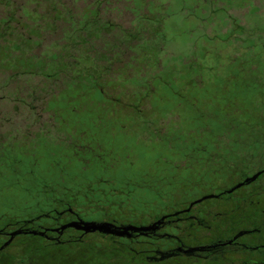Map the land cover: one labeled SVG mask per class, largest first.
I'll return each mask as SVG.
<instances>
[{"label":"rangeland","instance_id":"obj_1","mask_svg":"<svg viewBox=\"0 0 264 264\" xmlns=\"http://www.w3.org/2000/svg\"><path fill=\"white\" fill-rule=\"evenodd\" d=\"M96 23L110 30L99 32ZM237 58L243 60L233 62ZM91 60L96 61L94 67L112 66L105 91L114 97L140 91L144 77L173 67L184 76L223 78L228 90L233 88L239 99L248 95L252 108L264 114V0H0V230L38 217L43 209L60 210L50 201L35 206L47 191L61 195L60 183L83 200L82 206L56 222L38 219L33 231L52 230L73 219L143 227L232 188L264 164L260 153L257 159L199 179L194 168L186 167L193 162L181 157L184 145L174 140L179 120L175 113L158 121L131 122L117 111L116 122L96 124L88 107L72 113L74 102L66 98L52 111L48 103L65 90L73 74L90 67ZM252 60L261 70L254 74L263 83L257 95L243 85ZM35 68L43 75L25 74ZM249 82L256 86L251 77ZM142 108H149L148 102ZM95 124L109 125L114 140ZM83 188L101 191L103 199H83L82 192L76 193ZM251 189L240 188L233 196ZM171 191L176 194L169 195ZM229 200L223 196L194 206L206 229L178 224L164 233L188 246L203 244L219 237L227 224L264 211V194L253 199L256 211L247 207L243 213L227 215L233 210ZM64 231L60 246L41 237H16L0 252V264H211L182 257L148 260L154 256L150 251L172 248L175 240L89 234L69 243L76 231ZM239 260L218 264H240Z\"/></svg>","mask_w":264,"mask_h":264},{"label":"trees","instance_id":"obj_2","mask_svg":"<svg viewBox=\"0 0 264 264\" xmlns=\"http://www.w3.org/2000/svg\"><path fill=\"white\" fill-rule=\"evenodd\" d=\"M94 27L99 32L110 30L109 26H102L98 23ZM86 33L91 35L93 30H87ZM227 39L228 37L225 40ZM7 49L5 48L6 51ZM241 60L243 59L237 58L233 62L237 63ZM91 62L93 64L90 67L83 68L73 74L67 82L65 90H62L48 103L52 111L60 99L66 98L71 100V103L74 102L72 113L76 114L78 107H88L92 114L91 122L96 124L116 122L119 120L116 117L117 111L120 112L117 115L122 113L120 116L126 115L125 119L131 122L136 119L158 121V119H165L175 113L179 120L176 122L177 127L173 128L175 131L174 140L179 141V146L184 145L181 149V157L187 162L190 160L193 162L191 165L187 163L186 167L194 168L193 172H196L199 179L210 174L211 176L220 174L224 169H232L238 163L247 159H257L260 153H264V114L260 113L257 108H252L253 103L248 95L239 99L233 88L228 90V87L223 83V78H217L214 75V77L204 80L202 75L184 76L182 72H174L173 67H164L148 77L143 76L144 82L140 85V91L129 96L121 93L114 97L105 91L107 83L105 78L110 74L112 66L110 65L108 68L94 67L96 61L91 60ZM256 62H251L249 65L248 74L250 73V76H246L243 84L247 91L253 95H257L263 85L262 80L256 75L261 71H258ZM107 64L110 63L107 62ZM21 65L17 66V69L22 67ZM199 68L202 72V66ZM35 72L42 75L44 73V71L35 68L25 74ZM254 72L257 73L254 74ZM45 76L52 77V75ZM233 77L236 78L237 75L234 74ZM250 77L256 86L253 87L249 82ZM145 102H148L149 108L143 109L142 105ZM96 124L95 129L100 130L102 134H107L112 142L114 137L108 129L110 126L100 127ZM60 182H64L63 179H60ZM60 189L62 190V192L60 190L61 195L54 196L53 192L47 191L48 194L43 196L41 202L35 201V206L38 208L50 201L54 205H58L60 210L49 207L43 209L38 217L14 221L12 225L0 230V237H2L0 247L8 240L7 238L3 241V237H7V234L11 232L8 230L9 227L13 228L12 231H21L22 234L19 236H31L25 233L33 231L32 226L38 219L45 218L56 222L59 218L57 213H68V209L74 213L82 206L83 200L74 198L76 194L73 195V190L70 187L60 183ZM77 192H82L83 199H87L89 202H97L103 199L104 195L99 190L93 191L87 190V188L78 189ZM171 192L174 193H169V195L176 194L175 191ZM130 196L128 193L127 201ZM159 199L163 200V194H159ZM117 207L120 210L123 208L119 204ZM81 240L70 237L68 242L78 243ZM50 245L60 246L61 243H50ZM4 249H0V252ZM157 250L160 251V249Z\"/></svg>","mask_w":264,"mask_h":264},{"label":"flooded vegetation","instance_id":"obj_3","mask_svg":"<svg viewBox=\"0 0 264 264\" xmlns=\"http://www.w3.org/2000/svg\"><path fill=\"white\" fill-rule=\"evenodd\" d=\"M259 173L260 175L252 182L244 184L236 189L238 190L244 187L252 188L248 194L244 196L234 197L233 194L236 192V190H233L231 193H227L235 186L245 182L246 179H249ZM259 194H264V164L259 168H252L250 172L242 176V179L232 188L227 190H220V192L217 195H212V196H214L213 197L214 199H219L223 196H228L230 198L231 208H233V210L227 213L228 215L230 213L233 214L236 211L239 213H243V211L247 207H252L256 211L257 209L256 205H258V203L254 202L253 199ZM194 206L195 205L190 207L189 204L185 208H182L180 210H175L172 213H168L164 216H161V217H166V219L164 220L162 225L159 226V229L156 232L148 233L146 235L137 234L143 238H154V239L164 238V239H170L176 241L175 246L172 248H167L164 251L161 250L159 251L157 249L150 251L154 256L149 257L148 258L149 261L156 262V261H163L169 258L182 257L191 261H203L211 264H218L221 263L222 260L234 261V258L238 257L239 259H241L238 261V263L240 264H264V211L260 212V215L254 213V216H252L250 220L235 221L230 223L229 226L227 224L225 231H223L221 235L216 239L208 240L206 243L203 244L202 243L197 244L196 242L192 246H188L186 244H182L180 241L172 237L171 234L164 233V230L166 228L178 227L177 226L178 224H182V225L184 224L186 226L196 225L200 228L206 229L207 225L199 218L198 213L193 211ZM186 210H188V212H185ZM176 213L177 215L173 216ZM64 214H71V216L74 215V213L69 209H68V213H64ZM64 214L61 212L57 213L58 217H61ZM207 214H211V213L208 212ZM211 216L217 217L220 216V213L219 214L214 213V215L211 214ZM161 217L156 218L148 225H150L155 221H158ZM77 220L78 219H73L70 222H74ZM70 222H67L66 224ZM108 223H112V222H108ZM64 232L65 231H63L61 235H58L55 233H51L48 230L46 232V236H48L50 239L49 240L45 239V240L53 244L62 243ZM133 234L136 233H132L130 235V238L132 237ZM87 235L89 234H83L81 232L76 231L75 237L82 238ZM163 255H165V259L159 260V258L161 256L163 257Z\"/></svg>","mask_w":264,"mask_h":264},{"label":"water","instance_id":"obj_4","mask_svg":"<svg viewBox=\"0 0 264 264\" xmlns=\"http://www.w3.org/2000/svg\"><path fill=\"white\" fill-rule=\"evenodd\" d=\"M259 175H260V173L254 175L253 177H251L249 179H246L245 182L235 186L233 189H231L227 193H231L233 190H236L240 186L247 184L249 182H252ZM213 197L214 196H212V195L204 196L201 199L191 203L190 207H192L193 205H196V204H198L204 200L212 199ZM185 212H188V210H186ZM176 215H177V213L174 214L173 216H176ZM165 219H166V217H161L158 221H155V222H153L150 225L145 226V227L116 226L113 223H108V222L83 223V222L77 220V221L70 222L68 224L59 226L56 229L49 230V232L61 235L64 230L73 229V230L81 232L83 234L97 233V234H101L104 236H113V237H118V238H130V235L132 233L146 235L148 233L156 232L159 229V226L162 225V223L164 222ZM47 231L48 230L40 231V232L30 231V232L25 233V234H29L31 236L41 237V238H44L46 240H49L50 238L48 236H46ZM21 234H22V232L18 231V230L8 233L7 234L8 240L0 247V249L2 250L4 248L8 247L12 243L14 238H16L17 236H19ZM164 258L165 257L161 256L159 258V260H163Z\"/></svg>","mask_w":264,"mask_h":264}]
</instances>
